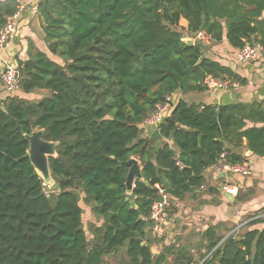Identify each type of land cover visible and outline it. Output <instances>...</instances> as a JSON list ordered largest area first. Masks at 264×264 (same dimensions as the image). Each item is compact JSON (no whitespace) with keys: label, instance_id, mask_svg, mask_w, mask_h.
<instances>
[{"label":"trees","instance_id":"trees-1","mask_svg":"<svg viewBox=\"0 0 264 264\" xmlns=\"http://www.w3.org/2000/svg\"><path fill=\"white\" fill-rule=\"evenodd\" d=\"M22 1L0 0V29ZM37 13L59 62L29 41L28 59L13 65L18 90L0 88V264H107L108 256L120 264H264V210L239 237L208 228L199 260L174 245L155 253L150 219L162 200L156 186L181 201L205 186L207 169L245 162L243 149L264 157V101L181 97L207 91V78L246 83L205 57L200 33L238 51L259 44L264 64V0H40ZM37 91L49 95L27 97ZM166 97H174L169 111L144 135V120ZM38 130L57 143L48 158L56 190H45L27 155L25 136ZM131 158L143 181L127 195L120 164ZM80 204L99 225L84 229Z\"/></svg>","mask_w":264,"mask_h":264},{"label":"crops","instance_id":"crops-1","mask_svg":"<svg viewBox=\"0 0 264 264\" xmlns=\"http://www.w3.org/2000/svg\"><path fill=\"white\" fill-rule=\"evenodd\" d=\"M39 1L24 0L20 3L15 37L5 49H0V73L6 67L14 68L16 58L20 61L28 59L29 41L36 49L51 57L43 42V32L37 13ZM261 19H264V13ZM179 26L186 29L187 22L181 19ZM202 41L204 44H209L208 38ZM212 46V52L204 53L205 57L228 66L246 83L244 85L234 84L221 91L207 90L181 97L189 103L215 105H250L264 101L262 56L255 62H238L236 60L238 50L230 47L225 39L220 44H212ZM247 126L251 127L252 124L247 123ZM144 129V135L152 130ZM243 145H245V141H243ZM242 153L250 164L248 175L243 176L224 170L218 171L213 166L203 173L204 187L186 195L181 201L176 199L170 201L172 204L171 215L164 219L159 233L154 237L157 240V243H154L152 247L155 253L160 252L165 246L174 245L186 247L192 253L201 255L204 253V250L200 249L204 244L202 236L208 228L218 226V234L226 239L239 229L246 231L248 222L261 217L255 215L260 210H264V157H257L246 149H243ZM223 188L234 189V195L226 194ZM230 228L232 231L229 233L226 230ZM194 248L198 253L194 251Z\"/></svg>","mask_w":264,"mask_h":264},{"label":"built area","instance_id":"built-area-1","mask_svg":"<svg viewBox=\"0 0 264 264\" xmlns=\"http://www.w3.org/2000/svg\"><path fill=\"white\" fill-rule=\"evenodd\" d=\"M20 14V8L18 11L7 21V23L0 29V49H5L10 42L13 41L16 30L18 17ZM197 38L205 40L207 37H204L201 33L198 34ZM263 53V47L259 44L246 45L241 48L236 54V60L238 62H255L257 61ZM18 81H19V73L13 67H6L0 73V88L8 93L12 94L18 90ZM206 87L208 90H225L232 87L234 84H231L228 81H218L212 78L206 79ZM171 97H166L164 103L156 106L155 110L151 112L143 122L144 128L157 129L158 125L161 122L163 116L170 109ZM218 171H230L234 173H238L240 175L246 176L250 171V164L245 161L239 165H230L223 166L221 164L215 165ZM158 189V193L161 197V202L157 203L150 214V219L153 221L152 232L154 234H158L161 225L165 219L164 210L169 206V197L165 194L160 187L156 186ZM202 188V187H201ZM224 192L228 195H234V189L223 188ZM203 262H199L197 264H202Z\"/></svg>","mask_w":264,"mask_h":264},{"label":"water","instance_id":"water-1","mask_svg":"<svg viewBox=\"0 0 264 264\" xmlns=\"http://www.w3.org/2000/svg\"><path fill=\"white\" fill-rule=\"evenodd\" d=\"M182 41L189 46L193 45V41L185 37L182 38ZM42 133L43 130H38L34 131L29 136H25L29 143L27 155L32 167L42 179L43 185H48L56 190L57 185L54 184L49 173L48 158L56 156L55 148L57 146V143L42 140ZM120 165L128 168L127 176L125 179V188L126 194L130 195L134 187L135 180L143 181L141 168L135 158H131L128 161L121 163ZM130 205L132 208H134L133 202H130Z\"/></svg>","mask_w":264,"mask_h":264},{"label":"rangeland","instance_id":"rangeland-1","mask_svg":"<svg viewBox=\"0 0 264 264\" xmlns=\"http://www.w3.org/2000/svg\"><path fill=\"white\" fill-rule=\"evenodd\" d=\"M185 38H187V39H190V40H192L190 37H188V36H184ZM212 44L211 43H209V44H204L203 45V50H204V53H209V52H212L211 51V49H212ZM52 60H54V61H58V59L57 58H55V57H50ZM49 94H48V92H46V91H37V92H35L34 93V95L33 96H31V97H29L30 99H32L33 101H38V100H40V99H42V98H44V97H47ZM45 186V190H50V189H52L50 186H48V185H44ZM80 206H81V208H82V211H83V213H82V224H83V227H84V229L87 231V226H89L90 224H92V223H95V224H100V222H97L96 221V219L90 214V211H89V208H87V207H85L83 204H80ZM232 228H230L229 230H226V231H229V233L232 231L231 230ZM245 230H238V231H236L235 232V236L236 237H239V236H241L242 234H243V232H244ZM87 237L89 238V235L87 234ZM194 251H197V249L196 248H194ZM197 253H198V251H197ZM196 255V258H197V260H199L200 259V254H194V256ZM123 259H125L124 258V256H123ZM125 261H126V259H125ZM105 262L107 263V264H120V262H121V257H110V256H108V257H106L105 258ZM196 263V262H195ZM194 263V264H195Z\"/></svg>","mask_w":264,"mask_h":264}]
</instances>
